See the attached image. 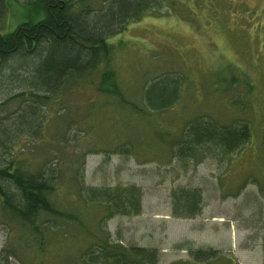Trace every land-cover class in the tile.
<instances>
[{
    "label": "rangeland",
    "instance_id": "1",
    "mask_svg": "<svg viewBox=\"0 0 264 264\" xmlns=\"http://www.w3.org/2000/svg\"><path fill=\"white\" fill-rule=\"evenodd\" d=\"M8 5L9 29L37 14L13 0ZM119 38L112 61L125 100L98 93L93 70L50 94L56 98L34 102L30 116L22 97L1 103L29 85L0 84V124L10 125L12 135L7 151L23 160V168L52 166L64 177L81 172L86 186L140 191L138 212L108 216L103 203H82L75 190L62 188L60 197L66 194L84 229L60 224L46 237L45 264H78L83 250L105 239L154 248L157 264H202L190 250L208 248L217 251L209 264H263L264 0H160L107 41ZM164 74L180 81L179 97L149 111L144 87ZM19 115L23 126L15 124ZM197 118L222 125L248 121L250 138L221 158L176 156L185 125ZM177 188L201 191L199 214L172 215ZM15 231L14 221L0 215V251L13 248ZM12 251L8 264H33L25 250Z\"/></svg>",
    "mask_w": 264,
    "mask_h": 264
},
{
    "label": "trees",
    "instance_id": "2",
    "mask_svg": "<svg viewBox=\"0 0 264 264\" xmlns=\"http://www.w3.org/2000/svg\"><path fill=\"white\" fill-rule=\"evenodd\" d=\"M13 2L20 7H34L37 14L9 29L8 0H0V84L25 82L30 89L12 94L1 103L22 97L26 100V113L32 116L34 102L46 103L56 98L53 95L62 93L63 87L71 86L93 70L97 73L98 93L125 100L112 61L123 40H107L122 32L130 21L158 6L160 0ZM12 60L14 67L7 64ZM167 75L170 78L165 80ZM179 84L170 74L153 78L144 87L142 103L149 111L165 109L178 99ZM128 104L131 110L144 112L140 105ZM21 116L24 115L18 116L16 126L24 125L25 119H19ZM10 128V125L0 124V215L14 221L13 248L20 247V253L25 250L22 255L32 259L33 264H45L46 237L58 231L60 224H74L84 229L81 215L66 202V194L60 197L62 188L65 193L75 190L82 203H103L109 209L108 216L138 212L141 195L132 185L92 187L83 184L81 172L64 177V171L61 173L52 166L33 171L23 168V160L7 151L12 146ZM249 138L248 121L222 125L211 119L197 118L185 125L174 153L196 160L207 156L221 158L238 150ZM171 197V213L175 217L191 218L201 211L202 196L198 188H177ZM13 248L9 244L2 247L0 264H8V258L14 256ZM262 250L264 254V227ZM216 254L211 248L190 250L193 260L202 264L211 263ZM76 261L78 264H157V251L148 247H125L105 239L83 250Z\"/></svg>",
    "mask_w": 264,
    "mask_h": 264
}]
</instances>
